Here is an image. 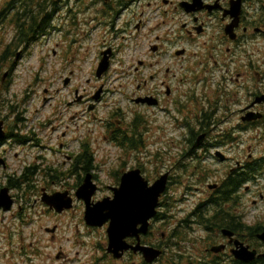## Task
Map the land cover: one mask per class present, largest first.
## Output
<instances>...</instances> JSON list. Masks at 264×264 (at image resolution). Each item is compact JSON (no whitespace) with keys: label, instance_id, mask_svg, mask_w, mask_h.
<instances>
[{"label":"rangeland","instance_id":"rangeland-1","mask_svg":"<svg viewBox=\"0 0 264 264\" xmlns=\"http://www.w3.org/2000/svg\"><path fill=\"white\" fill-rule=\"evenodd\" d=\"M13 1L16 5L21 3V0H0L3 19L0 24V122L7 132L14 134V138L0 143V190L8 186L10 177L18 179L27 168L32 170L28 183L11 190L16 199L14 208L10 212L0 211V264H132L130 261L118 263L107 255V227L86 225L84 202L76 201V209L61 217L45 208L43 188L49 186L62 191L66 184L72 186L76 182V179H58V174L67 172L73 164L68 156L78 152L84 143H89L95 151L96 175L103 186L95 196L96 201L110 194L108 186L121 168L126 171L139 164L151 180L170 172L175 181L162 199L161 209L168 218L162 216L154 225L158 240L163 239V234L169 235L172 225L209 198L208 186L220 182L229 165L212 157L201 165L181 161L180 156L189 147L182 132L174 127L173 116L164 110L157 113L146 110L145 114L137 110L132 102L137 89L134 74L143 52L135 50L137 34L120 32L121 27L107 28L103 4H96L94 0H57L54 8L52 0H46L45 11L58 12L51 20L60 31L51 30L30 44L14 47V53L4 63L1 56L16 32L13 20L17 10L8 11L6 20L4 17L6 7ZM174 16L173 12L147 15L146 26L140 31L141 40L149 43L169 33ZM108 47L115 53L112 67L106 76L98 79L101 51ZM102 88L100 99L95 101ZM117 110L127 114V123L139 120L142 140L139 149H125L106 142L108 120ZM113 123L117 125V120L109 122ZM17 137L27 142L19 144L15 142ZM247 146H251L254 157L264 156V143L261 146L254 141L238 147L235 155H248ZM249 186L241 195L239 213L249 223L264 224V171ZM74 192L76 195L77 189ZM56 224L59 228L55 234L46 230ZM206 235L196 226L194 231L183 232L179 237L188 243L172 244L158 264H166L179 253L202 255L213 244L212 240L203 239ZM134 260L141 261V258Z\"/></svg>","mask_w":264,"mask_h":264},{"label":"flooded vegetation","instance_id":"flooded-vegetation-1","mask_svg":"<svg viewBox=\"0 0 264 264\" xmlns=\"http://www.w3.org/2000/svg\"><path fill=\"white\" fill-rule=\"evenodd\" d=\"M94 1L104 5L107 18L105 25L108 29L121 27L120 32L137 34L135 50L143 52L137 60L134 74L137 89L133 93L132 102L137 110L143 114L146 110H152V113L164 110L173 116L174 127L182 132V138L189 147L186 154L180 156V160L201 165L212 157L217 162L228 164L226 176L209 186L216 185L213 192H231L241 200V195L253 183L252 167H261L263 164L264 170V156L254 157L251 146H247L248 155H235L236 149L249 141L261 146L264 143V0ZM16 3L10 2L8 11L22 7ZM52 7H57V0L52 1ZM171 12L175 16L171 20L169 33L162 38L157 36L149 43L141 40L140 31L146 26L147 15L153 13L163 16ZM57 14L53 10V20ZM13 22L15 30H18L19 21ZM52 28L60 31L56 26ZM105 51L109 52L112 63L115 56L113 48L103 49L101 58ZM109 72L110 70L105 74ZM151 83L154 87H150ZM103 91L102 88L101 92ZM150 102L157 104L151 105ZM126 115L121 110L111 114L107 125L110 139L106 138V142L125 149L131 148L130 144L133 145L138 123V120L133 119L127 123ZM114 119L117 120V127H114V123L109 124ZM8 134L10 139L14 137L10 131ZM79 148L78 152L68 156L73 163L70 169L58 174L59 180L76 179V182L72 186L66 184L62 191L49 186L42 189V197L66 194V199H73V207L62 213H57L45 204L48 212L56 217L76 209L74 191L83 183L82 168L77 171L76 164L95 158L85 154L86 145ZM133 169H140L150 185L155 183L156 179L151 180L139 164L126 171L121 168L108 186L110 194L107 197H112L114 190L121 188L125 174ZM92 173L98 194L103 189L102 182L96 175V169H92ZM168 173L170 187L175 177ZM242 177L245 182L241 180ZM241 206L240 201L236 208L238 213ZM165 216L168 218L167 214ZM239 216L240 219L228 220V224L214 222V226L196 219H183L172 225L170 234H163V239L160 240L155 239L156 220L153 219L146 235L129 237L126 242L131 246H137L140 242L143 246L155 247L166 253L172 248V244L178 246L180 242L188 243L187 239H181L179 235L194 231L196 226L207 234L203 237L204 240L213 241V246L206 247L199 256H183L179 253L171 261L168 259L166 264H264V242L254 229L258 223H249L245 215L240 213ZM58 228L56 224L54 228L47 227L46 230L55 234ZM224 229H228L233 235H224ZM243 246L257 253L255 260L243 261L237 258L236 252L244 250ZM183 250L186 251V247ZM140 258L141 261L134 260ZM160 259L146 262L142 253H136L131 248L117 262L158 264Z\"/></svg>","mask_w":264,"mask_h":264},{"label":"water","instance_id":"water-1","mask_svg":"<svg viewBox=\"0 0 264 264\" xmlns=\"http://www.w3.org/2000/svg\"><path fill=\"white\" fill-rule=\"evenodd\" d=\"M104 56L97 70L98 78H101L110 66L108 53L105 52ZM99 98L100 92L95 96V100H99ZM149 104L156 105L157 102ZM5 137L4 123L0 122V141ZM167 182L168 175H164L152 186H149L140 170L132 171L124 176L122 186L119 190H115L113 198L107 197L95 203L93 196L97 191V186L93 183L92 176L87 175L85 182L76 193L77 198L86 204L85 220L87 225L103 227L109 223L108 252L113 254L116 259L121 258L124 252L131 248L136 253L141 252L148 262H153L162 254L160 250L144 247L140 242L137 246L128 245L126 239L129 237L139 238L140 234L148 233L150 220L158 214L160 198L167 189ZM9 192V188H4L0 193V209L3 208L5 211L11 210L14 204ZM43 201L59 213L73 207V199H66V194L44 196ZM224 234L233 235L229 231H225ZM259 237L264 241V233ZM214 250L219 251L218 248ZM244 253L242 250L237 251L236 256L250 261L256 255L255 252Z\"/></svg>","mask_w":264,"mask_h":264},{"label":"trees","instance_id":"trees-1","mask_svg":"<svg viewBox=\"0 0 264 264\" xmlns=\"http://www.w3.org/2000/svg\"><path fill=\"white\" fill-rule=\"evenodd\" d=\"M21 3L22 8L21 10L17 11L16 14V19L19 21L18 34L15 37V44L9 46L5 51H3L1 59L4 61V63L7 61V56L10 53H14V47H18L19 43L21 42H32L37 35L45 33L50 22L49 15H44L46 0H23ZM138 127L139 126L136 125V128ZM16 142L22 143L26 141L22 138H18ZM84 150L86 155L90 154L88 148H84ZM92 159L93 158H88L85 162H78L76 164L77 170L82 168V172L89 173L93 167ZM31 170L32 169L27 168L26 172H24L23 175L18 179L10 177L8 186L11 188H19V184L28 183L30 181L28 174ZM259 170L260 169L257 166L252 167L251 173L256 175ZM241 180L243 182L246 181L243 177ZM231 202H236L235 197L231 192H218L210 200L203 203L204 205H200L193 215L196 216V219L201 222H209L210 226H214V222L217 221H220L221 224H228V220L230 219H240V217L234 212V209L226 208L225 205ZM162 216L163 213H160L158 218H161ZM190 218L191 217L189 216L187 219ZM259 228L262 227H254L255 233H257Z\"/></svg>","mask_w":264,"mask_h":264},{"label":"bare ground","instance_id":"bare-ground-1","mask_svg":"<svg viewBox=\"0 0 264 264\" xmlns=\"http://www.w3.org/2000/svg\"><path fill=\"white\" fill-rule=\"evenodd\" d=\"M51 3V2H50ZM46 5V4H45ZM52 5V4H51Z\"/></svg>","mask_w":264,"mask_h":264}]
</instances>
